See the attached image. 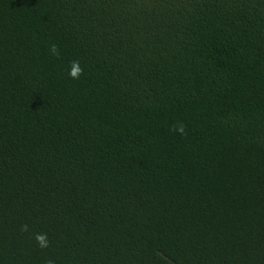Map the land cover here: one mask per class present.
Segmentation results:
<instances>
[{"label": "trees", "instance_id": "trees-1", "mask_svg": "<svg viewBox=\"0 0 264 264\" xmlns=\"http://www.w3.org/2000/svg\"><path fill=\"white\" fill-rule=\"evenodd\" d=\"M0 264H264V0H0Z\"/></svg>", "mask_w": 264, "mask_h": 264}, {"label": "clouds", "instance_id": "clouds-1", "mask_svg": "<svg viewBox=\"0 0 264 264\" xmlns=\"http://www.w3.org/2000/svg\"><path fill=\"white\" fill-rule=\"evenodd\" d=\"M49 51L54 54V55H58V49L56 45H52L49 49ZM83 70L79 67V62L78 61H72L71 62V71L69 73L70 77L73 79H78L80 77V75H82ZM179 132L183 133L184 128L181 125L179 129H177ZM24 231H27V226L25 225L23 227ZM37 242L39 243L40 247L44 248L47 247V236L45 235H37L36 237Z\"/></svg>", "mask_w": 264, "mask_h": 264}]
</instances>
